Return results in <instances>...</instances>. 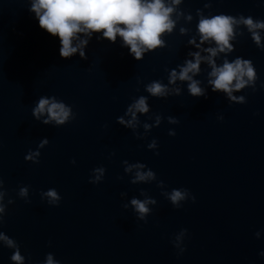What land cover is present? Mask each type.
Here are the masks:
<instances>
[{
  "label": "water",
  "instance_id": "1",
  "mask_svg": "<svg viewBox=\"0 0 264 264\" xmlns=\"http://www.w3.org/2000/svg\"><path fill=\"white\" fill-rule=\"evenodd\" d=\"M165 3L174 9V27L140 60L122 37L112 42L101 33L81 34L89 40L86 59L77 53L63 60L58 38L38 27L32 0H0V232L18 242L25 264H41L47 253L62 264H264V233L255 236L264 230V48L240 23L233 50L213 57L217 65L238 56L253 61L258 79L234 90L236 100L212 91L206 60L193 79L207 99L189 95L190 81L170 82L172 69L179 73L187 60L194 62L190 53L206 57L216 47L201 41L202 17L264 21V0ZM256 31L264 44V29ZM154 81L166 85L167 95L147 91ZM43 95L70 106L69 121H36L32 108ZM141 96L149 111L137 113L134 125L117 123ZM44 138L49 143L40 155L25 160ZM124 160L147 164L156 178L131 183L148 169L126 172ZM101 166L102 174L92 171ZM91 173L102 175L98 184L89 183ZM23 187L27 196L20 195ZM50 188L62 196L59 206L41 196ZM173 188L190 189L196 202L189 196L175 208ZM133 198L156 200L147 205L148 223ZM13 251L0 241V264H16Z\"/></svg>",
  "mask_w": 264,
  "mask_h": 264
},
{
  "label": "clouds",
  "instance_id": "2",
  "mask_svg": "<svg viewBox=\"0 0 264 264\" xmlns=\"http://www.w3.org/2000/svg\"><path fill=\"white\" fill-rule=\"evenodd\" d=\"M174 3L179 4L180 0H174ZM30 11L35 13L38 27L42 31L58 38L59 57L63 60H68L77 53H79L81 59H86L85 47L89 40L82 39L81 34L91 38L93 33H101L103 38L112 42L116 41L117 36L122 37L125 46L129 48V54L134 59L140 60L146 51L155 49L163 43L160 39L162 33L165 31L171 32L174 27V21L170 17L174 9L172 6L167 5L165 0H32ZM240 23L248 27L257 46L264 48V44L261 43V34L256 31L257 29H264V21H254L251 17L244 18L243 16L236 19L225 13L212 17H202L197 25L201 34V41L209 43L214 41L216 47L206 49L210 53L206 57H202L200 52L190 53L195 58L194 62L193 60H187L184 65L180 66L179 73L176 69H172L170 82L174 83L177 79L190 81L188 84L189 95L207 99L205 89L199 86V81L193 79V76L200 71L201 61L206 60L212 67L210 76L214 79L209 80L212 91H223L227 93L230 100H236L237 97L233 95L234 90H239L246 84L254 83L258 79L253 61L238 56L231 62L225 58L222 65H217L213 57H216L220 52L227 53L233 50L230 39L234 38V26ZM190 42L195 43L194 40ZM196 47L199 48L200 45L197 44ZM147 91L153 96L167 95L166 85L158 81L148 85ZM178 91L179 89H177ZM146 100V97L141 96L128 107L125 115L117 117V123L134 125L137 120V113H147L149 111ZM240 100L243 101L244 97H240ZM129 114L132 119L126 120L125 116ZM32 116L44 125H63L72 116V108L63 100H58L54 95H43L35 102L32 108ZM157 123H159V118ZM145 127L148 126L145 125ZM48 143V139L44 138L35 150L29 149L25 155V160H30L33 156H39L40 150ZM112 155H115V153ZM156 155H159V153H156ZM75 163L76 160L73 159L72 164ZM122 163L128 165L127 160ZM132 168H147L148 170L147 172L138 171L131 179V183L156 178L157 173L143 162L130 164L125 168V171H131ZM92 171L102 174L105 169L101 166ZM101 178L102 175L93 177L91 173L89 183L98 184ZM160 183L163 184L164 181L161 180ZM27 194V187L20 189L21 196H27ZM40 194L41 196L51 197L49 203L56 206L61 203L62 196L57 194L55 188H50L47 192L41 190ZM189 196L190 200L195 203L196 196L190 189L173 188L169 198L173 206L180 209L183 205H180L179 201L185 200ZM2 199L3 194L0 193V201ZM155 203L154 198L145 199L144 201L137 198L131 200V204L134 205L135 211L139 214V219L144 220L145 223H148L146 214L150 212L147 205ZM124 207H127V205L125 204ZM3 212L4 205L0 204V213ZM182 231L188 233L187 228ZM262 233H264V230H258L255 233L256 238L260 239ZM0 241H4L8 248L14 249L9 257L11 262L25 264L27 258L21 254L20 246L14 238L0 232ZM49 243L51 244V242ZM185 251L186 246L180 255ZM54 255V253H47L46 259L41 261V264H62L61 260L54 259ZM259 256L264 257V250L259 252Z\"/></svg>",
  "mask_w": 264,
  "mask_h": 264
}]
</instances>
